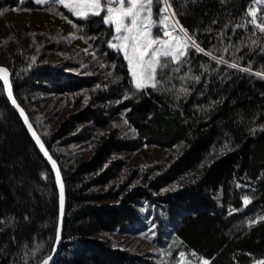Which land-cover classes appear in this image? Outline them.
Listing matches in <instances>:
<instances>
[{
    "label": "trees",
    "instance_id": "1",
    "mask_svg": "<svg viewBox=\"0 0 264 264\" xmlns=\"http://www.w3.org/2000/svg\"><path fill=\"white\" fill-rule=\"evenodd\" d=\"M43 7L0 0V20ZM175 10L206 51L173 73L172 91L149 88L138 99H121L132 85L122 53L104 43L112 33L101 17L75 27L85 48V34H96L95 58L48 30L34 32L33 51L14 37L0 41V65L65 181L55 264H178L181 251L192 264L264 260V117L247 118L248 107L264 105V76L256 75L264 71V0H198ZM61 11L82 23L61 7L48 13ZM207 51L242 67L218 64ZM181 86L191 91L176 100ZM225 120L234 129L221 127ZM58 214L53 173L0 87V264H37V248L39 259L51 254Z\"/></svg>",
    "mask_w": 264,
    "mask_h": 264
},
{
    "label": "snow or ice",
    "instance_id": "2",
    "mask_svg": "<svg viewBox=\"0 0 264 264\" xmlns=\"http://www.w3.org/2000/svg\"><path fill=\"white\" fill-rule=\"evenodd\" d=\"M20 2L23 3V0H20ZM189 2L196 3L198 0H183L181 5L176 6L171 0H34V3L40 6H62L63 9H66L75 17L82 18V23L74 25L78 30L85 27L92 18L101 17L103 25H106L112 33L110 38L106 39L104 43H106L108 48L115 50L117 54L122 53L123 60L126 61L129 83L132 85V88L127 90L121 99H138L149 88L160 92L172 91V86L166 87V85L173 79V73L180 72L181 65H191L190 57L193 51L205 53L206 49L201 46L197 39V32L192 31L190 33L189 28L180 22L178 13L175 10L176 7H184ZM223 2H226V0H222ZM16 10L19 11L20 9L17 8ZM28 10L31 11L32 9ZM248 11L252 18L251 23L257 25V10L249 8ZM60 15L64 19H68L64 12L61 11ZM258 27L264 30V21L259 22ZM205 31H211V29H205ZM69 35L75 36L76 33L73 32ZM84 38L89 42V47L85 48L84 52L87 54L91 50V54L95 58L97 56L96 48L99 45L94 47L91 42L97 39L96 34L93 33L90 36L85 34ZM261 50L264 51V49ZM100 55H107V53L102 52ZM207 56L211 57L213 61H217L218 64H228L229 67L236 69L242 67L239 62H230L222 55H214L213 51H207ZM32 59L35 61L36 58L33 57ZM31 66V64L28 65L29 68ZM101 66L106 67L107 65L102 64ZM111 66L115 68L116 65L112 63ZM245 70L248 72L253 71L251 67ZM190 74L191 68L181 76V79H185ZM256 75L264 76V71H257ZM0 79L3 81L0 87L6 89V94L11 104L19 110V114L23 117V121L31 132L32 137H34L36 144L43 151L48 161L51 162L52 169L55 170V182L59 187L61 226L57 229L55 245L51 250L54 254L61 240L65 207V181L62 177L61 166L58 164L57 159H54L52 154H50L45 141L37 134L29 120L28 114L18 102L17 96L14 95L13 83L10 80V72L7 66H0ZM121 79L122 76L119 74L114 77L116 82ZM192 79L198 82L201 79V75H192ZM96 87L99 88L101 86L96 85ZM104 87L107 86L105 85ZM190 91V88L181 86L178 91L173 92V95L176 100H179L181 96H186ZM200 94L203 95L202 92ZM219 102L222 101L214 100L213 105ZM124 123L128 124L129 121L125 119ZM258 127L264 128V124H260ZM252 131L254 133L255 129H252ZM227 147L228 144L226 143L221 151ZM244 186L247 187V185ZM249 200L250 197L248 195L243 196L245 205L249 203ZM231 211H236V209L232 208ZM258 219L260 218L258 217ZM253 223H256V221L249 220V224ZM141 235L144 234L141 233ZM152 235L155 236V232H152ZM0 251L3 250L0 249ZM38 252V248L32 250L37 264H50V261H53V254H48L43 259H39L36 256ZM25 255H28V253H25ZM179 255L183 258L185 253L181 251ZM193 255H195V252H193ZM183 264H189V262L184 261ZM202 264H209V258H204ZM257 264H264V260L258 261Z\"/></svg>",
    "mask_w": 264,
    "mask_h": 264
},
{
    "label": "rangeland",
    "instance_id": "3",
    "mask_svg": "<svg viewBox=\"0 0 264 264\" xmlns=\"http://www.w3.org/2000/svg\"><path fill=\"white\" fill-rule=\"evenodd\" d=\"M60 7L63 9V7L59 5H45L43 8L38 9L37 13L12 10L9 13L4 14L3 17H1L2 19L0 20V41L2 42L6 39L14 37L25 47L31 48L32 50L30 51H33L36 47V40L38 39L34 35V32L36 31L38 36V34H45L46 32L44 30H48L49 32L52 31L53 33H56V35L61 36L62 39H64L65 42L69 44V47L72 50L85 53L83 52V49L86 47L85 42L81 37H78V32L73 25V21H70L69 19H64L58 13H48L50 9L59 11ZM63 10L69 13L66 9ZM69 15L74 17L75 19H82L75 17L71 13H69ZM73 32L76 33L75 36L69 35ZM74 44H78L79 47H74ZM258 117H264V105L253 104L248 107L247 118L254 119ZM220 125L221 127H224L227 130L234 129L232 125L228 124L227 120L222 121ZM141 154L142 152L139 154V157H141ZM158 155L160 154L158 153ZM162 155L164 156V154ZM131 242L132 241H130L129 244H131ZM142 244L144 243L141 242V245ZM184 261H187L189 262V264H192L184 257H180L178 264H183ZM202 262L200 264H202Z\"/></svg>",
    "mask_w": 264,
    "mask_h": 264
},
{
    "label": "water",
    "instance_id": "4",
    "mask_svg": "<svg viewBox=\"0 0 264 264\" xmlns=\"http://www.w3.org/2000/svg\"><path fill=\"white\" fill-rule=\"evenodd\" d=\"M0 66H1V65H0ZM0 83H1V85L3 84L2 79H0ZM3 89H4V93H5V96H6L7 100H8V102H9V104L13 107L14 111H15V112L17 113V115L19 116L20 120L22 121V123H23V125H24V127H25V129H26V131L28 132V134H29V136L31 137L32 141L34 142L35 146L37 147L39 153L41 154V156L43 157V159L45 160V162L48 164V166L50 167V169H51V171H52V173H53V176H54V178H55V170L52 169V167H51V162L48 161L47 157L44 156L43 151L40 150L39 146L36 144L34 137H32L31 132L28 130L27 125H26V124L24 123V121H23V117L20 116V114H19V110L16 109L15 106H13V105L11 104L10 100H9L8 97H7L6 89H5V88H3ZM55 183H56V182H55ZM56 187H57V191H58V208H59V187H58L57 184H56ZM66 208H67V199H66V190H65V207H64L63 224H62V229H61V240H60V242H59L58 247H56V251H55V253L53 254L52 251H51V254H53V261H50V264H55L56 260L58 259L59 255H60L61 249H62V242H63V228H64V222H65V216H66ZM60 226H61V224H60V215L58 214V224H57V229H58ZM56 233H57V230H56ZM55 238H56V236H55ZM54 245H55V241H54ZM54 245H53V247H54ZM52 249H53V248H52Z\"/></svg>",
    "mask_w": 264,
    "mask_h": 264
}]
</instances>
